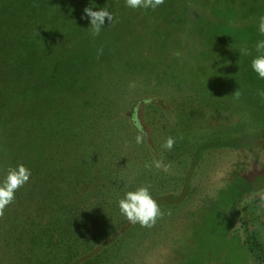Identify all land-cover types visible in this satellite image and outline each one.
<instances>
[{
  "label": "rangeland",
  "instance_id": "1",
  "mask_svg": "<svg viewBox=\"0 0 264 264\" xmlns=\"http://www.w3.org/2000/svg\"><path fill=\"white\" fill-rule=\"evenodd\" d=\"M9 1L15 4L6 3L8 8L3 12L13 15L10 21L18 25L15 32L21 31L24 40L20 42H25L18 44L20 68L24 69L14 78H20L19 82L37 78L36 88H47V79L54 82L51 92L62 115L55 118L56 112L41 119L39 114L44 110L38 102L34 106L36 123L29 124L27 131L6 132V137L12 138L9 145L14 147H10L12 155L0 160V176L8 167L24 164L31 177L0 215V255L5 256L4 262L10 259L5 253L11 252L12 241L29 240L34 224L49 221V216L43 215L48 207L39 200L42 195H55L53 189L59 188L63 194H71L73 206L92 219L95 232L100 231L103 241L94 250L109 246L111 235L107 233L123 230L121 245L126 243L128 249L126 258L119 260L121 264L128 260L130 264H264V187L240 201L231 229L241 234V242L250 236L253 246L260 245L257 253L248 255L237 237H227L226 210L228 213L232 198L247 186L240 181L228 192V184L248 174L256 157L244 158L228 148L207 151L191 176V184L186 183L198 142L262 128L259 114L264 113V97L260 89L251 84L247 95L241 97L231 91L236 88L231 84L233 78L228 80V64L222 65L221 72V67H216L219 59L227 62L229 53L228 48L220 55L215 53L222 48L218 46L221 40L218 37L216 41L209 30L221 19L200 8L178 20L176 0L170 4L176 8L172 14L167 13L166 2L148 12H127L129 8L120 0L111 10L114 22L93 36L90 18L79 0L43 1L32 13L22 9L23 0L19 5L18 0ZM6 77H10L9 71ZM110 105L127 117L122 121L132 142L125 145L120 156L102 162L104 166L69 187L65 184L71 176L67 167L74 157L84 156L71 153L76 142H67L60 149L66 132L58 128L67 123L87 129L95 120L94 113ZM136 106L142 130L134 125ZM17 111L18 107L8 115L9 121ZM62 117L66 121L58 125ZM118 118L114 117V122ZM137 135L146 136L152 149L137 144ZM168 137L178 139L171 150L164 147ZM50 140L54 147L39 152L40 142ZM226 142L223 145H228ZM83 144L82 152H90L92 146ZM257 152L258 167H264V145H259ZM100 157L98 154L97 161L101 163ZM157 162L161 167H156ZM254 183L257 186L262 180ZM139 185L151 186L163 211L152 227L131 224L119 210L118 201L124 192ZM26 230L29 236H25ZM112 246L117 247L111 245L106 254L112 253Z\"/></svg>",
  "mask_w": 264,
  "mask_h": 264
},
{
  "label": "trees",
  "instance_id": "2",
  "mask_svg": "<svg viewBox=\"0 0 264 264\" xmlns=\"http://www.w3.org/2000/svg\"><path fill=\"white\" fill-rule=\"evenodd\" d=\"M21 1V0H20ZM20 1H16L19 5ZM43 1L52 2L56 0H23L21 3L22 9L24 11L31 12L34 11ZM64 1V0H59ZM84 5L83 10L86 7H92L94 10L106 7L110 10L117 8V4L120 0H79ZM179 9L180 18L184 19L186 16H192L195 11H199L203 8L205 12H211L217 19H221V22H216L215 25L209 23L210 34L214 35L216 41L220 37V42L216 49V54L220 55L222 49L228 48V60L226 62L224 59H219L217 63V68H220V72L223 70L222 65L228 64V80H231V84L235 86L236 89L231 91L235 94L238 93L239 96L243 97L247 95V90L251 84H253L257 89H260V93L264 92V79H260L256 73L251 70V59L256 55L255 43L258 40H264V34L258 32V24L261 16H264V3L262 0H176ZM14 3L9 0H4L0 4V146H2V151H0V160L2 157H9L12 155L10 147H14L12 143V138L6 137V132L12 130H22L23 128L27 131L28 125L36 123V114L34 111V106L36 103L40 102L43 107V113L39 116L41 119L48 117L55 118L58 115H62L58 110L61 107L55 105V98L51 92V87H55L54 82L46 81V86L44 88H36L38 84V79L33 78L31 81L21 80L20 78H14L15 75H19L24 69L20 68L22 65L20 63L21 53L18 50V44H24L25 42H20L24 40V34L20 31L15 32L17 28L16 23H12V14L9 12H3L4 8H8L6 3ZM33 2V3H32ZM92 2L93 4H90ZM166 10L171 14L176 11L174 6H170L173 0H165ZM10 6V5H9ZM20 7V6H19ZM79 10L80 8L77 7ZM174 8V10L172 9ZM199 9V10H198ZM134 9H127V12ZM142 10L141 13L148 12L150 10ZM161 10V9H158ZM173 10V11H172ZM123 12V11H122ZM118 13V11H117ZM159 13V12H158ZM29 14V13H28ZM204 14V13H201ZM200 16V14H199ZM126 18V17H124ZM201 18L207 19L206 16ZM242 21V23L239 21ZM219 21V20H218ZM111 22H107L110 26ZM9 26V27H8ZM14 44L13 49L9 45ZM246 47L249 51V55L245 56L239 54V48ZM22 61V60H21ZM28 63H25V66ZM12 65V67H11ZM211 66H207L209 68ZM10 74L7 78L6 75ZM239 78H243L244 82L240 81ZM41 80V79H39ZM20 84H19V83ZM229 83V82H228ZM230 84V83H229ZM243 89V90H242ZM242 90V91H241ZM264 97V95H262ZM264 106V104H263ZM19 108L16 113L13 112L11 121L8 120V115L12 114L14 108ZM244 109L247 105L242 106ZM20 108L21 111H20ZM134 125L138 122L136 116L137 106L134 108ZM253 112V111H252ZM259 113V112H258ZM257 113V114H258ZM250 114V113H249ZM95 120L89 123L87 129L81 128L74 124L63 123L66 121L63 117L61 121H58L60 128L58 130L66 132L64 134V142L59 143L60 149L63 145H67V142H76L72 144L71 153L78 154L79 156H84L82 159H78V156L74 157V161L70 166L67 167V171L71 173L69 179L65 181V184L69 187L71 185H77L83 177H87L88 173H93L95 168L98 166H104L102 162L106 163L107 159L114 160L115 157L120 156L122 149L129 142L131 144L130 137L127 138L129 129L125 126L123 119L127 120V117L122 113L119 108H115L110 105L105 108L104 111H96L94 113ZM14 116L16 117L15 119ZM120 117L114 122V117ZM260 119L263 120L262 128L260 130H254L251 132H245L241 135L228 136L226 138H213L209 140H203L196 144L193 154L192 163L189 170V177L187 179V185L191 184V176L194 174L196 168L201 163L204 154L207 151H212L214 149L228 148V150L238 152L244 158L247 156H255L253 162V168L245 176H239L228 184V192L234 187L237 182H245L247 186L242 187L240 192L232 198V203L228 208V213L226 210L228 228L227 237H237L238 242L243 246L244 251L248 255L256 254L260 248L258 245L253 246L254 242L250 239V236H246L243 242L241 239V234L237 232H232V224H235V211L240 201L244 198L246 194L252 193L257 189L264 187V167H258V152L257 147L264 145V113L259 114ZM109 118H111L109 121ZM119 120V121H118ZM136 120V121H135ZM114 122V123H113ZM139 123V122H138ZM140 125V123H139ZM38 126V125H37ZM7 128V129H6ZM142 127L140 125V128ZM32 137V135H30ZM50 137V136H49ZM97 137V138H96ZM19 138V137H18ZM27 138V137H26ZM226 139L228 143L223 145V141ZM41 140V139H40ZM49 140V138H48ZM178 140V139H177ZM175 140V142L177 141ZM39 152H49L54 146V141L51 142H40ZM91 145L90 152H82V144ZM145 143V144H144ZM145 147L151 148L146 136L143 137L141 143ZM84 145V144H83ZM129 145V144H127ZM49 147V148H48ZM70 147V146H68ZM48 148V150H47ZM116 148V151L113 150ZM114 152H111V151ZM147 151V150H146ZM110 152V153H109ZM69 153V151H68ZM99 154L100 162L97 161V155ZM89 157V159L87 158ZM19 158H12L13 161ZM96 159V163L94 160ZM99 159V158H98ZM109 160V161H111ZM20 161V160H18ZM76 161H79L76 163ZM103 168V167H102ZM55 170V169H54ZM56 171V170H55ZM97 172V170H96ZM74 173L76 174L74 177ZM78 173V174H77ZM101 174H105L102 172ZM104 176V175H103ZM68 176L66 175V178ZM262 180V183L256 186L253 181ZM71 182V183H70ZM257 183V182H256ZM47 186V185H46ZM238 186V185H237ZM49 187H54L50 186ZM48 187V188H49ZM46 188V189H48ZM51 189V188H50ZM44 189H42L43 191ZM55 195L50 194L49 196H43L40 198L39 202L46 205L47 209L44 208V214L49 216V221L45 224L37 223L30 228V239H20L11 242L9 249L11 252H6L5 255L10 257V259L4 262L5 256L0 255V264H121L122 258H126L127 253L125 251L128 249L126 243L123 244V239H121L124 234L123 230L111 231L109 240V246L104 245L101 251L94 250L93 248L103 241L100 231L92 228V219L89 216H85L80 208H75L74 203L71 201V194H63L64 191L60 189H53ZM54 197V198H52ZM44 200V202H43ZM55 203L56 205H52ZM60 202V203H59ZM82 202V201H80ZM46 210V211H45ZM93 216V214L91 215ZM96 221V220H95ZM94 223V222H93ZM27 230L25 231V236ZM25 238V237H24ZM26 244V245H25ZM116 245L114 248L112 246V253L106 254L107 250L111 245ZM2 245V243H1ZM25 245V247H23ZM121 245V246H120ZM114 248V249H113ZM113 249V250H112ZM120 249V250H116ZM2 250V249H1ZM20 250V251H19ZM8 253V255H7ZM129 258V256H128ZM130 264L129 260L126 264Z\"/></svg>",
  "mask_w": 264,
  "mask_h": 264
},
{
  "label": "clouds",
  "instance_id": "3",
  "mask_svg": "<svg viewBox=\"0 0 264 264\" xmlns=\"http://www.w3.org/2000/svg\"><path fill=\"white\" fill-rule=\"evenodd\" d=\"M125 6L129 9H156L165 3V0H124ZM86 15L90 18V26L92 35H99L102 28L107 22H114V13L106 8L94 10L92 7L85 8ZM258 32L264 34V16L260 17L258 24ZM239 54L249 55L246 47L239 48ZM256 55L251 59V70L258 75L260 79H264V40H258L255 43ZM130 86H135L134 84ZM238 95V93H237ZM264 95V92L261 93ZM136 127L140 125L137 122ZM143 141L142 135L136 136V143ZM175 144V138L168 137L164 142V147L171 150ZM156 167H161L160 163H156ZM165 171L168 170L166 166ZM31 177V170L24 164H16L8 167L4 174L0 176V215L3 214L5 208L11 204L18 189L28 183ZM120 213L127 218L131 224H139L142 227H152L158 218L163 215V211L151 192L150 185H139L125 191L118 201Z\"/></svg>",
  "mask_w": 264,
  "mask_h": 264
}]
</instances>
